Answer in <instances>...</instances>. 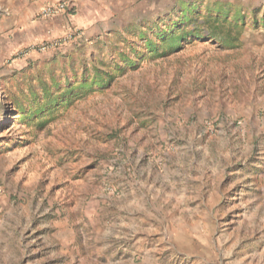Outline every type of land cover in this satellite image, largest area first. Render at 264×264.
Listing matches in <instances>:
<instances>
[{"label":"rangeland","instance_id":"obj_1","mask_svg":"<svg viewBox=\"0 0 264 264\" xmlns=\"http://www.w3.org/2000/svg\"><path fill=\"white\" fill-rule=\"evenodd\" d=\"M25 9L0 0V264H264V0H145L45 63Z\"/></svg>","mask_w":264,"mask_h":264},{"label":"crops","instance_id":"obj_2","mask_svg":"<svg viewBox=\"0 0 264 264\" xmlns=\"http://www.w3.org/2000/svg\"><path fill=\"white\" fill-rule=\"evenodd\" d=\"M67 1L69 8L51 17H43L40 10L50 4ZM145 0H26L25 13L27 20L16 39V44L33 43L34 41L57 38L66 33L80 29L81 40L93 41L103 38L114 23L122 22L125 13L136 12ZM52 50L35 55L32 60L41 59V63L53 58ZM46 58V60H45ZM51 58V59H52ZM34 62V63H40Z\"/></svg>","mask_w":264,"mask_h":264},{"label":"trees","instance_id":"obj_3","mask_svg":"<svg viewBox=\"0 0 264 264\" xmlns=\"http://www.w3.org/2000/svg\"><path fill=\"white\" fill-rule=\"evenodd\" d=\"M202 26H204L203 28H205L207 30V34H203V32H198V34L200 36H208L209 38H212V39H217L220 43H223V44H228L230 45V41H237L238 40V34H235L233 35V33L231 32V30H233L234 28L230 27V29L228 30L227 33H224V30L225 29L224 25L225 23L224 22H221V20L219 19V17L215 18V19H211L210 17L207 18L203 23H201ZM239 32V31H238ZM182 38V37H181ZM103 78L102 77H97L96 78V81L99 82V84H104L103 83ZM74 88V86H71V85H67V87L64 89L66 92L67 91H72ZM35 97H37V94L34 93ZM44 98L45 100L44 101H39L38 105H37V112H39L40 110L42 111L45 107V104H54V103H57L60 99V95H56L54 93H52L48 88H45L44 89ZM16 103L17 105H20L24 110L27 108L25 106V102L24 101H21V100H16ZM35 110V107L31 106L29 111L30 112H34Z\"/></svg>","mask_w":264,"mask_h":264},{"label":"built area","instance_id":"obj_4","mask_svg":"<svg viewBox=\"0 0 264 264\" xmlns=\"http://www.w3.org/2000/svg\"><path fill=\"white\" fill-rule=\"evenodd\" d=\"M68 8H69V4L67 3V1H62L43 7L40 11V15L43 17H51L61 12L67 11ZM81 36H82V30L77 29L66 33L62 37L31 43L30 45L27 46L25 50V54L46 53L52 49L61 47L71 42L72 40L80 39Z\"/></svg>","mask_w":264,"mask_h":264}]
</instances>
